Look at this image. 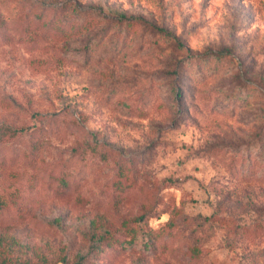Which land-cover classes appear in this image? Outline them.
<instances>
[{
  "label": "rangeland",
  "instance_id": "374dc122",
  "mask_svg": "<svg viewBox=\"0 0 264 264\" xmlns=\"http://www.w3.org/2000/svg\"><path fill=\"white\" fill-rule=\"evenodd\" d=\"M0 264H264V0H0Z\"/></svg>",
  "mask_w": 264,
  "mask_h": 264
},
{
  "label": "trees",
  "instance_id": "16d2710c",
  "mask_svg": "<svg viewBox=\"0 0 264 264\" xmlns=\"http://www.w3.org/2000/svg\"><path fill=\"white\" fill-rule=\"evenodd\" d=\"M89 21H85V23L82 25L87 30L91 28ZM55 29H58V32L65 36H75L82 32V28L80 29H71L67 31L66 28L58 26L57 24L53 25ZM64 36V37H65ZM230 48H224L220 51H214L211 53L212 55V61H210L209 55L204 57H198L197 65L201 66V68H206L210 70H221L222 64H224L228 60V53ZM178 74L180 75V71H178ZM175 89V88H174ZM179 95L180 92H177ZM52 183H57L59 187L57 188V191L64 195L66 194V189L70 187V181L69 179H66L65 176H57L54 175L52 180ZM136 184V180L133 176L129 174L127 170H124V168L120 171L119 177L115 179L114 185L116 186L117 190H119V195L115 197V203L117 205L124 206L126 202L129 201L128 196L125 194V191L127 188H132ZM111 188L113 189V181L111 183ZM113 199V193H110ZM146 212L140 214L139 216L134 217L133 223L130 222H122L119 228V233H113L109 230L102 233L97 239L95 244L91 247L90 252H98L100 250L101 246H107L111 249H119L121 251H127V250H134L138 244V236L140 233H142V238L140 242V249H143L145 251H168L170 249L169 247V238H163V229H165L166 225H162L161 229L158 228L152 229L150 227H146L143 222L145 221ZM172 219V217H171ZM177 224L171 222L169 223L168 227ZM145 226V227H144ZM126 232L129 238H122V232ZM192 254L197 257L199 252L196 248L191 249ZM86 257L81 258V262Z\"/></svg>",
  "mask_w": 264,
  "mask_h": 264
}]
</instances>
